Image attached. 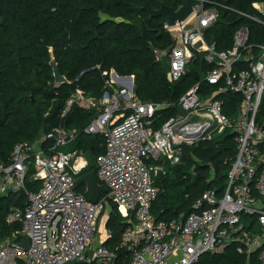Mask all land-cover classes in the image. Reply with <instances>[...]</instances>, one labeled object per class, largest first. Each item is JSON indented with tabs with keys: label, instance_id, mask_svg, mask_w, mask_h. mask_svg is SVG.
<instances>
[{
	"label": "built area",
	"instance_id": "1",
	"mask_svg": "<svg viewBox=\"0 0 264 264\" xmlns=\"http://www.w3.org/2000/svg\"><path fill=\"white\" fill-rule=\"evenodd\" d=\"M190 1L193 8L186 20L164 25L172 46L155 51L159 58L168 56L172 82L186 74L195 54L213 65L179 99L181 113L154 130L152 119L166 105L140 101L134 77L113 70L103 72L99 98L76 89L66 102L62 117L73 105L94 111L82 132L105 140L104 153L96 159V178L107 192L96 203L73 187L75 176L88 164L83 151L59 150L76 139V129L55 127L34 142H18L9 163H0V194L23 191L27 198L24 209L11 207L5 218L6 224L19 227L0 240V264H200L204 254H221L232 244L247 258L257 253L259 264H264V129L256 122L264 101V41L250 44L245 27L236 31L231 48L216 50L205 42L204 31L216 22L217 11L206 8V0ZM252 7L259 16L238 14L264 26V0ZM202 82L216 87L211 95L201 96ZM224 92L240 97L235 119L223 112V102L216 98ZM227 130L235 134L236 154L222 194L206 189L187 214L156 221L151 214L159 193L155 178L166 172L165 163H179L181 145L210 140ZM30 163L33 178L41 182L36 192L25 188ZM109 203L128 223L113 249L106 240L97 245L94 241ZM23 237L29 240L28 248L21 246Z\"/></svg>",
	"mask_w": 264,
	"mask_h": 264
},
{
	"label": "trees",
	"instance_id": "2",
	"mask_svg": "<svg viewBox=\"0 0 264 264\" xmlns=\"http://www.w3.org/2000/svg\"><path fill=\"white\" fill-rule=\"evenodd\" d=\"M147 1L154 10L161 3L175 9L180 5L179 0ZM206 1L205 7L218 13L216 22L204 31L207 44L218 51L227 50L232 47L236 31L245 27L250 44L264 41V26L238 14H257L252 4L261 0ZM171 46V35L161 18L150 17L141 9L140 0H0V119L7 116L0 126V163H9L16 143L34 142L53 128L63 127L78 131L71 149L82 150L88 162L75 178L90 171L96 176V159L105 150L104 137L82 132L94 118V111L73 105L61 116L68 98L76 89L99 98L106 80L103 72L113 70L119 76H133L134 93L140 101L166 105L152 119L153 129H159L181 113L179 99L213 66L202 54H195L186 74L172 82L168 77V56L159 58L155 53ZM51 54L67 82L43 100L44 90L54 87ZM215 88L202 82L200 94L207 97ZM216 98L223 102V112L235 119L240 97L224 92ZM256 122L264 129V101ZM234 139L235 134L227 130L210 140L181 145L179 163H165L166 172L155 178L159 193L152 202L151 214L156 221L187 214L206 189L222 194L236 154ZM44 143L52 146L51 142ZM260 150L263 151L261 147ZM34 172L30 163L24 182L29 192L41 186L33 178ZM84 190L83 184L75 189L81 194ZM26 205L23 191L0 194V240L19 227L18 223L6 224L9 209H24ZM127 224L117 206L109 203L106 229L110 235L104 244L113 249ZM236 249L237 245L232 244L221 254H204L200 264H259L257 253L247 258ZM116 253L126 257L124 252Z\"/></svg>",
	"mask_w": 264,
	"mask_h": 264
},
{
	"label": "water",
	"instance_id": "3",
	"mask_svg": "<svg viewBox=\"0 0 264 264\" xmlns=\"http://www.w3.org/2000/svg\"><path fill=\"white\" fill-rule=\"evenodd\" d=\"M141 2V9L145 11L150 17H160L161 23L172 27L176 23H181L186 20L192 12V3L190 0H179L180 6L175 9L173 7H169L163 3H161L160 7L156 10L152 9L149 5L147 0H140ZM49 65L52 69V76L54 79V87L51 89H45L42 94V99L46 100L49 96L55 94V89L63 84L66 83V78L61 75L57 63L53 55L51 54V59ZM7 116L4 115L2 119H0V126H2L6 122ZM83 184L85 186V190L82 193L83 196L90 202L96 203L98 199L101 197V194H106L107 189L103 184H100L94 174V172L90 171L87 173L82 174L81 176L75 178L74 180V190ZM21 246L24 248L29 247V240L27 237H23V242Z\"/></svg>",
	"mask_w": 264,
	"mask_h": 264
},
{
	"label": "rangeland",
	"instance_id": "4",
	"mask_svg": "<svg viewBox=\"0 0 264 264\" xmlns=\"http://www.w3.org/2000/svg\"><path fill=\"white\" fill-rule=\"evenodd\" d=\"M71 148H72V145L70 144V145H68L66 147L61 148V150L63 152H65V151H68V150H72ZM84 155H85V153H84ZM108 211H109V208L107 207L101 213L102 220H100V225H99V229H98V234L97 235L99 236V234H102V236H101L102 238L104 237L103 234L106 235V233H107L106 231L108 230V229H106V221H107L106 216H108ZM241 218H242V221H244L245 223H248L249 222V218L247 216H243ZM94 241H96V245H97L98 242H97V239L96 238H94Z\"/></svg>",
	"mask_w": 264,
	"mask_h": 264
},
{
	"label": "crops",
	"instance_id": "5",
	"mask_svg": "<svg viewBox=\"0 0 264 264\" xmlns=\"http://www.w3.org/2000/svg\"><path fill=\"white\" fill-rule=\"evenodd\" d=\"M103 137V136H102ZM65 152H67V151H65ZM106 231V230H105ZM107 232V231H106ZM97 237H95L96 239H97V242H102V241H104V240H106L107 238H108V236H107V233H106V235H104L103 234V238L101 237L102 236V234H99V236L98 235H96ZM95 243H96V241H95Z\"/></svg>",
	"mask_w": 264,
	"mask_h": 264
}]
</instances>
